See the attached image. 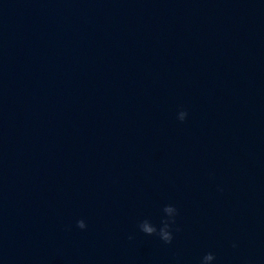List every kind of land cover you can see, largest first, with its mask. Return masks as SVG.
Returning <instances> with one entry per match:
<instances>
[{
    "label": "water",
    "instance_id": "1",
    "mask_svg": "<svg viewBox=\"0 0 264 264\" xmlns=\"http://www.w3.org/2000/svg\"><path fill=\"white\" fill-rule=\"evenodd\" d=\"M0 264H264V0H0Z\"/></svg>",
    "mask_w": 264,
    "mask_h": 264
},
{
    "label": "clouds",
    "instance_id": "2",
    "mask_svg": "<svg viewBox=\"0 0 264 264\" xmlns=\"http://www.w3.org/2000/svg\"><path fill=\"white\" fill-rule=\"evenodd\" d=\"M80 226H81V227L83 226L82 223L80 224ZM149 231H151V230L149 229ZM166 239H167V237H166ZM233 246L235 247V245H233ZM206 258H207V259H212L213 257H212L211 254H209V255H207Z\"/></svg>",
    "mask_w": 264,
    "mask_h": 264
}]
</instances>
